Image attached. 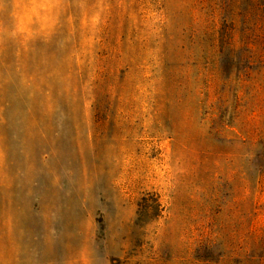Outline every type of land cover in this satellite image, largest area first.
Returning <instances> with one entry per match:
<instances>
[{
	"label": "rangeland",
	"instance_id": "374dc122",
	"mask_svg": "<svg viewBox=\"0 0 264 264\" xmlns=\"http://www.w3.org/2000/svg\"><path fill=\"white\" fill-rule=\"evenodd\" d=\"M0 264H264V0H0Z\"/></svg>",
	"mask_w": 264,
	"mask_h": 264
}]
</instances>
